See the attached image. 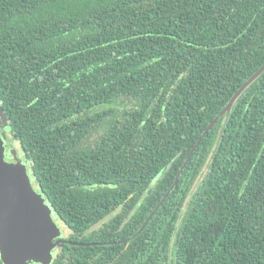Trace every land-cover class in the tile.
I'll use <instances>...</instances> for the list:
<instances>
[{"label":"trees","instance_id":"16d2710c","mask_svg":"<svg viewBox=\"0 0 264 264\" xmlns=\"http://www.w3.org/2000/svg\"><path fill=\"white\" fill-rule=\"evenodd\" d=\"M263 65L264 0H0V128L95 243L52 264H264V71L199 142Z\"/></svg>","mask_w":264,"mask_h":264},{"label":"water","instance_id":"95a60500","mask_svg":"<svg viewBox=\"0 0 264 264\" xmlns=\"http://www.w3.org/2000/svg\"><path fill=\"white\" fill-rule=\"evenodd\" d=\"M263 71L264 65L237 90L225 108L206 128L199 142L222 115L231 112L237 98ZM0 115L5 129H8V121L2 109H0ZM195 147L191 150L171 188L141 228L123 241L136 237L146 227L170 192L175 188L181 171L191 158ZM6 150L4 139L0 134V253L2 260L4 264H51L52 250L59 244L54 240L60 236V228L54 221L44 199L34 188L35 176L29 170L28 163L19 155L13 144L8 150L11 159L8 158ZM121 209L122 206L112 210L94 223L90 229L99 227Z\"/></svg>","mask_w":264,"mask_h":264},{"label":"flooded vegetation","instance_id":"af4514ba","mask_svg":"<svg viewBox=\"0 0 264 264\" xmlns=\"http://www.w3.org/2000/svg\"><path fill=\"white\" fill-rule=\"evenodd\" d=\"M2 128H0V133L2 134V136L4 137V142H5V145H6V154L7 156H9V148L11 147V145H8V140H7V136H6V132L3 130H1ZM11 142V141H10ZM12 143V142H11ZM20 154V153H19ZM22 156V158L24 159L23 155H20ZM25 160V159H24ZM26 161V160H25ZM38 182H36L35 180V184L34 186L37 188L38 187ZM41 197L44 199L45 203L47 204L48 208L50 209V213L54 219V221H56V223L58 224L59 228H60V236L55 239L54 241L55 242H59V244H57L53 250H52V253H51V264L53 263V261L60 255H62L65 251V245H71V246H82V245H89V244H95L93 242H88V241H84L82 239H77L75 238V235L70 232L69 228L67 227V225L60 219V217L57 215V213L55 212V210L53 209V207L51 206V204L49 203V201L47 200V198L45 197V195L43 193H40ZM96 223V222H95ZM103 225V224H102ZM100 225V226H102ZM92 226V225H91ZM91 226L87 229V231L84 233V234H87V233H90L92 232L93 230H96L97 228L95 229H90ZM79 238H82V236H79ZM123 241V240H122ZM0 264H4L3 260H2V257H1V253H0ZM39 264V263H38Z\"/></svg>","mask_w":264,"mask_h":264},{"label":"rangeland","instance_id":"374dc122","mask_svg":"<svg viewBox=\"0 0 264 264\" xmlns=\"http://www.w3.org/2000/svg\"><path fill=\"white\" fill-rule=\"evenodd\" d=\"M8 125H9V123H8ZM2 131L4 130V129H1ZM1 134V133H0ZM9 136V135H8ZM7 140H8V145H14L15 147L14 148H16L17 150H18V153H20L19 155H23V152L21 151V149H20V147H19V145H18V142L16 141V140H13V142L11 143L10 142V139L7 137ZM22 157V156H21ZM8 158L9 159H11V156L9 155L8 156ZM14 159V158H13ZM26 162L28 163V160H26ZM35 184V180L33 181V185ZM34 188L36 189V187L34 186ZM36 191L40 194L41 192L38 190V188L36 189ZM36 264H38V263H36Z\"/></svg>","mask_w":264,"mask_h":264}]
</instances>
